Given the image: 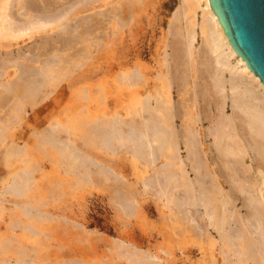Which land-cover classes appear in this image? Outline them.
<instances>
[{
  "label": "bare ground",
  "instance_id": "6f19581e",
  "mask_svg": "<svg viewBox=\"0 0 264 264\" xmlns=\"http://www.w3.org/2000/svg\"><path fill=\"white\" fill-rule=\"evenodd\" d=\"M56 1L0 0V40L11 36V32L21 35L27 31L58 28L61 34L55 35L59 39L65 36L60 42L71 49L74 41L70 34L80 24L89 26L86 24L88 17L83 16L79 24L72 22L71 16L103 0H66L65 4L63 0ZM56 3L63 5L56 6ZM139 4L141 0H119L102 10L105 13L101 16H110L115 21L112 26L122 29L131 20L134 6ZM197 9L201 11L200 22L190 23L189 13L195 15ZM182 10V14L189 12L191 20H186L189 24L184 28L179 25L181 13L171 16L176 23L180 22L169 24L173 46L170 54H164L162 61L165 63L158 75L168 87L167 93L174 85H186L190 91L189 106L183 104V107L169 93L151 91L150 80L142 70L133 69L124 72L121 78L130 86L142 85L143 91L140 97L136 96L134 108L127 116L119 115L116 107L103 117L76 116L73 120H77L74 125L79 127V134H73L72 130L65 132L63 126H54L38 133V145L61 154L66 161V172L72 175L69 186L83 183L103 186L115 210L126 216H133L137 199L131 185L124 180L116 158L117 162L124 158L152 168L151 174L140 182L144 194L162 200L178 220L192 227L195 235L212 239V230L223 247L233 252L231 256L236 257V264H264V87L228 44L219 18L209 7V0H187L186 10L185 6ZM196 25L201 37L198 48L193 45ZM55 37L47 35L41 41L45 50L42 53L35 41L28 48V55H23L21 49L4 51L7 42L0 41V87L7 93H17L15 104L10 105L14 107L12 110L22 112L23 106L17 100L45 94L44 89L55 79L57 70L53 68L62 61ZM9 67L14 69L15 78L4 83L1 79L7 76L6 68L10 70ZM7 93L5 97L10 96ZM34 99L31 97L30 102ZM8 101L10 99L3 100L4 103ZM177 120L180 126L176 125ZM3 126L0 125V133ZM13 153L15 149L10 152L12 156ZM113 157L115 160L110 159ZM30 173L16 174L5 192L17 199L25 196L33 181ZM25 201H13L20 215L35 221L48 219L39 200L33 205L26 198ZM15 225L19 226L20 222H14ZM25 229L32 228L26 225ZM81 229L83 236L93 234ZM15 237H9L7 242L19 244ZM114 241L109 243L112 250L129 264H153L133 247ZM19 246L20 259L16 264L45 263L34 261L28 250ZM225 257L227 260L229 253L226 252ZM68 264L86 263L72 260Z\"/></svg>",
  "mask_w": 264,
  "mask_h": 264
},
{
  "label": "rangeland",
  "instance_id": "374dc122",
  "mask_svg": "<svg viewBox=\"0 0 264 264\" xmlns=\"http://www.w3.org/2000/svg\"><path fill=\"white\" fill-rule=\"evenodd\" d=\"M59 1H64L65 4L68 0ZM117 1L119 0H103V3L98 1L90 5L91 8H87L89 11L85 9L82 13L76 12L77 14L71 16L74 23H79L78 20L83 16L89 19L86 23L88 28L79 23L80 29L77 28L76 33L70 34L74 41L71 49L70 46L63 47L60 42L65 36L59 39L58 35H55L61 34L58 28L27 31L21 35L11 32V36L0 40L2 43L7 42L4 44V51L21 49L23 55H28V48L35 44V41L41 49L43 48H39L42 53L45 50L41 41L47 35L56 36L55 46L61 48L62 52H59V58L62 61L65 59V62L61 61L58 67L53 68L57 70L54 73L55 79L44 89L45 94L30 96L35 98L32 102L28 97V100H17L18 104L23 106L22 112L12 110L14 107L10 106L15 104L13 100H16L17 93H7L0 87V125H4L3 132L0 133V264L19 262V245H23L22 248L28 250L30 256L35 258L32 259L39 263L68 264L72 260H79L86 264L91 261V264H129L112 250L109 243L114 240L133 247L132 249L147 256L153 264H236V257L231 256L233 252H228L226 247H223L212 230V239L195 235L192 227L178 220L162 200L158 201L144 194L140 182L151 174L152 168L137 161L131 163L122 158L117 162L118 158H110L116 161L121 174L124 173L122 176L126 183L131 185L135 200L137 199L133 216H126L115 210L103 186L101 188L98 184L84 183L69 186L68 180L72 175L66 172V161L60 157L61 154L38 145V133L54 126H63L65 132L72 130L73 134H79V127L74 125L77 120H73L77 117H103L115 107L119 115L127 116L131 108H134L132 104L136 96L140 97L143 91L142 85L130 86L121 78L124 72L128 73L133 69L142 70V74L150 80L151 91L154 89L155 92L169 93L171 98L179 104L182 103L183 107L190 105V91L186 85H174L167 93L168 87L158 74L161 73L160 67L165 63L162 61L164 54H170L173 46L168 29L169 24L177 21L171 16L181 13V22L178 20L176 24L180 22L179 25L185 28L191 17L190 23L200 22L201 11L197 9L195 15L186 11L182 14V7L185 6L186 10L187 0H141L142 4L134 6L128 25L121 29L118 25L112 26L115 21L110 16H101ZM59 3H56V6L63 5ZM186 15L187 18L183 20ZM85 27L87 33L83 32ZM196 27L198 26H195L197 37L195 36L193 43L194 48H198L201 43ZM62 56L64 59H61ZM7 71V76L1 79L4 83L15 78L13 68H6ZM157 75L159 78L154 80ZM6 93L10 96L5 97ZM2 99L10 101L4 103ZM176 125L180 126V120L176 121ZM14 149L19 155L10 154ZM22 171L31 172L33 181L27 194L17 199L4 189H7L15 175ZM25 198L32 205L39 200L37 203L41 204V210L49 215L48 219L35 221L20 215L14 202L25 201ZM30 198L37 200L34 202ZM14 222H20V225L14 226ZM26 225L32 229H25ZM81 227L93 234L83 236ZM12 236H16L19 244L7 242ZM4 242L11 246L6 248ZM226 252L227 255L229 253L227 260Z\"/></svg>",
  "mask_w": 264,
  "mask_h": 264
},
{
  "label": "water",
  "instance_id": "95a60500",
  "mask_svg": "<svg viewBox=\"0 0 264 264\" xmlns=\"http://www.w3.org/2000/svg\"><path fill=\"white\" fill-rule=\"evenodd\" d=\"M228 44L264 87V0H209Z\"/></svg>",
  "mask_w": 264,
  "mask_h": 264
}]
</instances>
